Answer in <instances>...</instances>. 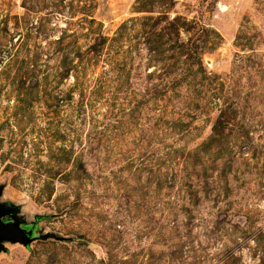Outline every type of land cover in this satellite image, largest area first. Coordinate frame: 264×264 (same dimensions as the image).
<instances>
[{
    "label": "rangeland",
    "instance_id": "1",
    "mask_svg": "<svg viewBox=\"0 0 264 264\" xmlns=\"http://www.w3.org/2000/svg\"><path fill=\"white\" fill-rule=\"evenodd\" d=\"M0 264H264V0H0Z\"/></svg>",
    "mask_w": 264,
    "mask_h": 264
},
{
    "label": "water",
    "instance_id": "2",
    "mask_svg": "<svg viewBox=\"0 0 264 264\" xmlns=\"http://www.w3.org/2000/svg\"><path fill=\"white\" fill-rule=\"evenodd\" d=\"M7 214V209L0 206V253L5 250L1 245L4 241L19 242L23 245H28L32 241L31 238H28L26 230L22 228L20 223L5 222L4 218Z\"/></svg>",
    "mask_w": 264,
    "mask_h": 264
},
{
    "label": "trees",
    "instance_id": "3",
    "mask_svg": "<svg viewBox=\"0 0 264 264\" xmlns=\"http://www.w3.org/2000/svg\"><path fill=\"white\" fill-rule=\"evenodd\" d=\"M26 230V229H25ZM26 232L28 233V234H31V232L30 231H28V230H26ZM30 238H32L31 236H30Z\"/></svg>",
    "mask_w": 264,
    "mask_h": 264
}]
</instances>
